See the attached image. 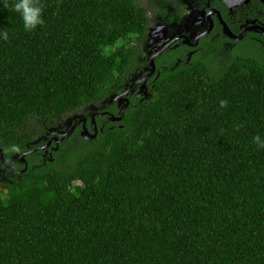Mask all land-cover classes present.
<instances>
[{
	"label": "trees",
	"instance_id": "trees-1",
	"mask_svg": "<svg viewBox=\"0 0 264 264\" xmlns=\"http://www.w3.org/2000/svg\"><path fill=\"white\" fill-rule=\"evenodd\" d=\"M138 1L35 0L43 23L26 31L0 0L7 161L123 93L143 57ZM149 92L120 123L97 118L94 140L74 132L53 162L27 156L0 183V264H264V68L243 56L169 70Z\"/></svg>",
	"mask_w": 264,
	"mask_h": 264
},
{
	"label": "flooded vegetation",
	"instance_id": "flooded-vegetation-1",
	"mask_svg": "<svg viewBox=\"0 0 264 264\" xmlns=\"http://www.w3.org/2000/svg\"><path fill=\"white\" fill-rule=\"evenodd\" d=\"M142 1H138V6ZM145 1L146 8L142 6L141 8L147 24L146 38L139 45L143 57L140 58L141 69L135 74L142 71L137 81L146 76L149 72L145 71L147 61L154 57L155 73L146 83L148 88L161 72L198 64L207 65L215 72H221L234 57H250L264 68V0ZM150 32H153L157 38V44H154L152 48L146 46ZM156 46L159 47L156 48ZM137 91L138 86L133 94H129V101L130 98L139 100L135 97ZM111 106L115 107L118 114L119 108L116 104L113 103ZM102 112L110 114L108 111ZM107 114L95 117V125L87 116L86 129L93 133L96 126L100 131L102 128H99L96 123L97 118L107 121ZM63 124L47 129L44 135L35 140L37 143L32 144L33 147L30 150L35 151L31 155H35L38 159L31 167L53 162L63 142L68 141L74 132L80 133L82 130V124H80L69 138L56 143L55 138H59V132L73 127L62 128ZM55 128L57 131H52ZM1 155L3 160L0 158V183L10 181L13 175L26 172L23 171L24 162L14 157L16 154L12 158L16 159L17 163L10 158L7 161L2 152ZM26 164L29 168L27 161Z\"/></svg>",
	"mask_w": 264,
	"mask_h": 264
},
{
	"label": "water",
	"instance_id": "water-1",
	"mask_svg": "<svg viewBox=\"0 0 264 264\" xmlns=\"http://www.w3.org/2000/svg\"><path fill=\"white\" fill-rule=\"evenodd\" d=\"M156 42H157V38H156L155 34L153 32H150L146 46L152 48V46L154 44L155 45L157 44ZM158 47L159 46H156V48H158ZM153 59H154V57H151L147 61V66L145 68V71H149L148 74L146 76L142 77V79H140L138 81H137V79L139 76H141L142 71L137 73V74H133L131 79L129 80L128 84L126 85L123 93L118 94V95H111L108 99H106L102 102V106L100 108L96 105H89L86 109H84L82 111L83 112L82 115L74 114L73 116L68 118L66 120V122L63 125H61V127L62 128L69 127V126H73V127L70 130H67L64 132H59L58 133L59 138H55L56 143H59L66 138H69L70 135L73 133L74 129L77 126H79L80 124H82V130L80 132V137L85 141L94 140L97 137L98 133H101L103 130L100 129V131H98L97 127L95 126L94 132L90 133L85 127L86 122H87V117H85L84 112H88L87 116L90 117L91 123L93 125H95V117H102V116L107 114L105 112H98L100 109L104 108L106 105H111L113 103L116 104V106L119 108V112L117 115L107 114L108 121L111 123H120L123 120L124 113L130 104L128 96H129V94L134 93L135 88L137 86H138V91L135 93L136 99H139L140 101L148 99L150 96V92H149V88H148L146 83L155 73V65H154ZM52 131H57V128L52 129ZM36 143L37 142L35 141L32 144H36ZM34 151L35 150H30V151L24 152L21 155L16 154L14 156V157H18V159L21 162H24L25 168L23 169V171L27 170L26 156L31 155ZM1 152L2 151L0 149V158L3 160ZM13 160H14V158H13Z\"/></svg>",
	"mask_w": 264,
	"mask_h": 264
},
{
	"label": "clouds",
	"instance_id": "clouds-1",
	"mask_svg": "<svg viewBox=\"0 0 264 264\" xmlns=\"http://www.w3.org/2000/svg\"><path fill=\"white\" fill-rule=\"evenodd\" d=\"M13 10L20 15L23 20L24 28L26 31L35 29L37 25L43 23L41 19V8L35 3V0H15ZM0 38L7 40L8 33L0 32ZM227 105V101L221 100L220 107L223 108ZM254 141L259 147L264 148V140L259 135L254 137ZM16 149L14 148L13 151Z\"/></svg>",
	"mask_w": 264,
	"mask_h": 264
},
{
	"label": "rangeland",
	"instance_id": "rangeland-1",
	"mask_svg": "<svg viewBox=\"0 0 264 264\" xmlns=\"http://www.w3.org/2000/svg\"><path fill=\"white\" fill-rule=\"evenodd\" d=\"M139 6L141 7H144V8H146V1L145 0H143L140 4H139ZM152 25H154V23H152ZM107 52H109V51H107ZM83 114V112H82V110L80 111V112H78V114L77 115H82Z\"/></svg>",
	"mask_w": 264,
	"mask_h": 264
}]
</instances>
